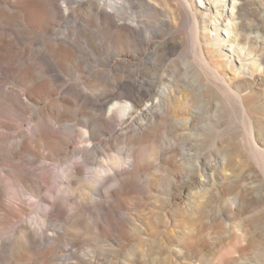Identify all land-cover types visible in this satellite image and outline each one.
Instances as JSON below:
<instances>
[{"label": "rangeland", "instance_id": "374dc122", "mask_svg": "<svg viewBox=\"0 0 264 264\" xmlns=\"http://www.w3.org/2000/svg\"><path fill=\"white\" fill-rule=\"evenodd\" d=\"M92 1L82 8V15L87 19L86 25L76 26L71 20L67 23L63 20L57 22L59 37L67 33L71 37L75 36L78 42H86V46L82 45L75 51V56L70 63L72 70H65L66 73L55 71V79L49 94L32 101L25 95L23 81L14 78L13 74L0 70V99L4 97V94L6 104L9 106L0 109V184L7 191L5 199L9 197L8 191L12 189L14 191L15 188L11 185L12 181L8 175L14 164L22 163L31 177L40 173L43 167L51 166L49 168L54 170L58 166V163L51 158L59 157L49 155L50 151L45 143L38 145L37 142L28 140L31 149L29 151L23 150L21 146L23 138L27 135L31 136L33 128L39 122L43 123V131L50 134L46 135L50 140L57 142L65 139L67 141L64 145L66 151L63 150L62 155L67 159L59 166L60 170H63L65 164L72 165L82 160L78 150L81 146L83 147V143L85 145L88 143L77 141L76 134L80 129L78 124L81 121L84 122L85 118L90 119L88 122L90 125L96 124L100 134L104 133L100 139L112 135L116 130L108 124L104 108L94 103L95 96L83 86L86 83L94 90L103 88V83L106 82L105 63L112 54V50L106 48L104 43V26L94 22L89 15L94 7L95 0ZM119 1L124 6L121 16L124 21L130 22L131 19H135L138 22L136 35L138 48L142 47L139 43L149 37L146 48L142 47L144 50H140L136 55L127 56L122 53L118 56L140 69L136 80L137 85L150 88L148 84L155 77H158L156 86L163 81L169 87L180 85L181 76L186 70L189 71L188 68L192 72L197 74L201 72L203 75L205 66L200 63L195 51L196 47L193 45L191 22L185 8L179 4L178 0H167L171 10L172 5L177 4L178 14L174 13L172 24L165 23L168 19L165 12L155 11L145 3L137 4L134 0ZM128 1H134V4L129 5ZM261 1L263 0H243L244 3H249L250 8L260 5ZM58 3L62 4L61 0ZM254 18V15L250 17L252 23L255 21ZM13 30L19 37L18 40L14 39L16 45L14 51L28 50L32 61L39 62L38 53L43 48V43L47 42V37L44 38L39 33L22 32L18 27H13ZM4 31L14 38L11 30L0 29V35ZM164 39H169L171 45L163 46L161 42ZM111 63L115 64V60ZM121 70L118 67L116 73L120 74ZM128 70L127 67L124 68L125 76L129 74ZM220 71L228 77L232 76L229 69L223 68ZM262 77L257 78L256 84L251 87L255 97L248 112L259 130L256 134L258 144L264 147V80ZM126 79L133 82L131 78ZM237 83L234 87L245 84H239V81ZM156 90L144 97L132 110L133 113L127 119V123H130L132 117L151 101H156ZM187 92L188 90L183 91L176 100L171 102L168 115H165L162 106L154 109L156 118L153 136L145 143L135 142L134 147L135 149L154 148L157 155H149L146 161L141 162V168L132 186L125 189L116 201L110 198L105 199L104 209H98L94 200L86 202L78 210L84 224L77 226L73 224L72 215L75 212L72 210V202L67 203L66 198L73 200L75 196L73 193L66 192L68 184L65 179V182L58 187L57 195L61 205L55 206L54 210L50 211L52 215L48 218L45 234L31 238L26 244L35 256L48 253L50 257L45 263H40V259L35 264H200L202 260L208 261L212 258L230 231L229 221L226 220L219 233L208 234L209 224L219 219V215L225 212L223 199L216 191L211 190L215 186L219 191L218 188L223 185L222 177L225 173L219 172L217 180L212 184L204 183L205 177L211 174L205 155L210 154L213 158L212 163L220 164L227 153L240 150L246 142L245 126L241 111L233 105L228 107L222 116L219 114L218 117L216 116L217 101L221 100L220 94L216 91H207L204 94L206 105H200V108H196L198 100L192 98L190 94L187 95ZM77 93H83L85 96L77 98ZM56 99L64 107L69 108L64 122L41 121V114H46L47 117L52 114L49 111ZM12 100H15L19 109L10 106ZM177 100H180V105L176 104ZM103 102L101 100L98 103ZM182 115L189 116L190 122L180 125L173 121L175 116ZM95 143H100V140H96ZM114 144L110 142L102 145L104 148L97 153V157H105L109 149L115 151L122 147L121 144ZM247 147L248 145L245 146ZM122 152L123 159L128 162L127 151L123 149ZM196 159L199 162V171L196 170L197 166L195 167ZM85 171V167L82 166L78 176L84 177ZM244 180L240 183L253 180L255 185L260 183L264 185V175L250 179L244 178ZM70 186L72 191L74 188L77 193L81 189L80 182L76 178L72 179ZM109 186L114 187L111 183L105 187ZM203 189H207V192L202 191ZM263 189V186L258 185L257 189L251 188L250 193L259 197ZM102 191H105L104 188ZM192 191L200 193L193 197ZM44 209L47 208L44 207ZM100 211L101 216L98 215ZM19 215L0 224V228L4 227L9 231L22 225H29L30 218L35 216L32 208ZM70 223H72L71 226ZM97 223H100L102 228L101 226L97 228ZM64 228L74 235L57 236L55 231L64 233ZM183 230L186 234H182ZM254 230L264 235L263 219L255 225ZM188 233L195 235L189 239V242L196 244L197 248L185 249L179 248L180 246L177 248L175 242L187 238ZM4 238L8 242V239ZM10 255L9 247H0V264H7V258Z\"/></svg>", "mask_w": 264, "mask_h": 264}, {"label": "bare ground", "instance_id": "6f19581e", "mask_svg": "<svg viewBox=\"0 0 264 264\" xmlns=\"http://www.w3.org/2000/svg\"><path fill=\"white\" fill-rule=\"evenodd\" d=\"M58 1L0 0V29L11 30L14 35L12 38L11 34L5 31L0 35V70L13 74L14 78L23 81L25 95L32 101L51 92L55 71L66 73L65 70H72L70 63L75 56V51L82 45L86 46V42H78L75 36L71 37L67 33L59 37L60 31L56 27L58 20H63L65 23L71 20L76 26L86 25L87 19L82 15V8L93 1L61 0L62 4ZM134 1L137 4L145 3L155 11L165 12L168 16L165 23L172 24L174 13L178 14L177 4L172 5L171 10L167 0ZM134 1H128L129 5L134 4ZM178 2L189 16L193 45L196 47L195 51L200 63L205 66L204 73L197 74L188 68L189 71L186 70L181 76L180 85L169 87L163 81L156 86L158 77H155L150 81L151 85L148 84L150 88L147 86L145 88L136 83L140 70L138 66L135 67L128 60L118 56L122 53L127 56L136 55L146 48L149 37L139 43L143 48H138L136 40L138 22L135 19H131L130 22L124 21L121 17L124 8L121 1H94V7L89 15L94 22L104 26V43L106 48L112 50V54L105 63L106 82L103 83V88L94 90L86 83L83 86L95 96L94 103L104 108L108 124L116 130L112 135L100 139L104 133L100 134L96 124L90 125L89 118H85L84 122L81 121L78 124L80 129L77 130V141L88 144L83 143V147L81 146L82 148L78 150V155L82 158L81 162L65 164L63 170H60L59 166L67 159L62 156L63 150L66 151L65 139L57 142L50 140L46 137L50 134L43 131L42 122L33 128L31 136L26 134L27 137H21L23 150H31L28 140L35 141L38 145L43 142L50 151L49 155H57L59 158H51L58 163L56 169L52 170L49 168L51 166L43 167V170L34 177L29 176L28 170L22 163L14 164L8 175L12 181L11 185L15 188L14 191L13 189L8 191V199L4 198L7 191L0 184V224L9 221L11 217H19V214H23L29 208H32L35 214L30 218L29 225H22L9 231L4 227L0 228V247L7 246L11 252L7 258V264H35L40 259V263H45L50 258L48 253L35 256L26 244L31 238L45 234L48 218L52 215L50 211L54 210L55 206L61 205L58 201V187L65 182V179L68 184L66 192L73 193L75 196L73 200L65 197L67 203L72 202L75 226L84 224L78 210L86 202L94 200L98 209H104L105 199L110 198L116 201L125 189L132 186L141 168V162L146 161L149 155H157L155 149L151 147L135 149L134 143H145L153 136L156 118L154 109L162 106L165 115H168L171 102L186 90H188L187 95L190 94L192 98L198 100L196 108L206 105L204 94L207 91L219 93L221 100L217 101L216 116L218 117V114L222 116L228 107L235 106L242 113L241 118H243L246 133L244 147L227 153L220 164L212 163L213 158L210 154L205 155L211 174L205 177L204 183L212 184L217 180L219 172L225 173L222 177L223 185L218 188L219 191L215 186L211 188L223 199L225 212L219 215V219L209 224L208 234L219 233L226 220L229 221L230 234L218 246L212 258L208 261L202 260L200 264H264V235L254 230L255 225L264 220V189L259 197L250 193L251 188L257 189L258 185L264 188V185L261 183L255 185L253 180L240 183L245 181L244 178L250 179L264 175V147L258 144L256 134L259 130L248 112L255 97L251 87L256 84L257 78L261 79L264 75V0L254 8H250L249 3H244L243 0H178ZM252 15L255 16L254 23L250 19ZM13 27L20 28L22 32L39 33L44 38L47 37V42L43 43V48L38 53L39 62L32 61L28 50L14 51L16 48L14 39L18 40L19 37L13 32ZM161 43L163 46L171 45L169 39H164ZM113 60L115 64L111 63ZM118 67L122 69L121 75L116 73ZM125 67L129 69L127 76H125ZM223 68L229 69L232 76L228 77L220 71ZM113 73L116 75L114 76ZM126 78H131L133 82L127 81ZM262 79L264 80V77ZM238 81L239 84H245L234 87ZM154 90H156V101H151L132 117L130 123H127V119L133 113L132 110ZM83 95L85 96L83 93H77L76 97L80 98ZM3 96L0 99V109L9 107L6 104V96L4 94ZM101 100L104 102L99 104ZM53 104L49 111L52 114L48 117L46 114H41L40 120L64 122L69 108L64 107L57 99ZM176 104L180 105V100H177ZM10 106L19 109L15 100H12ZM181 111L184 113L183 110ZM190 120L189 116L182 115L175 116L173 121L186 125ZM96 140H100V143H95ZM110 142L121 144L122 147L115 151L109 149L105 157L98 158L97 153L104 148L102 145ZM247 145L248 147L245 148ZM123 149L128 153V162L122 157ZM198 164L196 159L197 171H199ZM82 166L86 169L84 177L78 176ZM73 178L80 182L81 189L79 188L78 193L75 192L76 189L73 188L74 191H72L70 188ZM109 183L114 187H105ZM202 191L207 192V189ZM192 192L193 197L200 193ZM101 214L100 211L98 215L101 216ZM96 226L102 228L100 223ZM64 230V233L56 231L55 233L57 236L74 235L67 228ZM182 234H186V231L183 230ZM194 236L188 233L187 238L178 240L175 245L177 248L179 246L185 249L197 248L196 244L189 242V239ZM4 237L8 239V242Z\"/></svg>", "mask_w": 264, "mask_h": 264}]
</instances>
